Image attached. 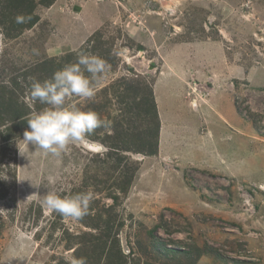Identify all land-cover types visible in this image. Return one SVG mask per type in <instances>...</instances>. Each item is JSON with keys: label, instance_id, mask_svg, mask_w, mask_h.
Listing matches in <instances>:
<instances>
[{"label": "rangeland", "instance_id": "obj_1", "mask_svg": "<svg viewBox=\"0 0 264 264\" xmlns=\"http://www.w3.org/2000/svg\"><path fill=\"white\" fill-rule=\"evenodd\" d=\"M80 51L110 67L69 103L111 127L35 151L11 114ZM0 102V264H264V0H0ZM88 191L97 230L42 206Z\"/></svg>", "mask_w": 264, "mask_h": 264}, {"label": "clouds", "instance_id": "obj_2", "mask_svg": "<svg viewBox=\"0 0 264 264\" xmlns=\"http://www.w3.org/2000/svg\"><path fill=\"white\" fill-rule=\"evenodd\" d=\"M15 22L24 23L25 17L18 15ZM109 67L98 55L80 51L75 63L65 65L50 78L43 81L30 78L26 86L27 99L46 107L27 117L28 130L23 134V141L33 145L35 151L60 156L70 144L84 142L97 128L110 129L112 122L102 119L96 111H85L69 103L72 98L92 100ZM92 199L90 191L71 197L49 192L43 196L42 206L64 219L80 221L89 214ZM78 264H84V261Z\"/></svg>", "mask_w": 264, "mask_h": 264}, {"label": "trees", "instance_id": "obj_3", "mask_svg": "<svg viewBox=\"0 0 264 264\" xmlns=\"http://www.w3.org/2000/svg\"><path fill=\"white\" fill-rule=\"evenodd\" d=\"M29 0H9V3H10V5L12 6H14L15 5V7H18V6H24L27 2H28ZM53 1H51L50 3H48V4H50L51 5V3H52ZM13 3V4H12ZM29 4V3H28ZM33 10H34V6H33V4L30 2V4L28 5V13H27V15H25L26 17H25V22H24V24H26L25 26H23V28L24 27H29V28H31V27H33L34 25H36L37 24V22L39 21V18L37 17V16H35L34 14H33ZM15 24V23H14ZM22 24L23 23H21V24H16V25H18V26H22ZM67 63H69V62H67ZM46 64V66L48 67L50 64H54V65H57L56 63H54V62H48V63H45ZM59 68H61L62 67V63H60V64H58L57 65ZM54 67V66H53ZM143 102V104H144V106H146V107H149V108H145L144 106H142V105H136V109H135V113L136 112H138V111H140L141 109H144V110H150L148 113L149 114H151L152 116H153V114L155 115V117L154 118H156L157 119V109H156V107H155V105L152 103V100H151V102H150V104L151 105H149V101H147V100H143L142 101ZM11 103H9V105H10ZM2 105V103L0 102V106ZM25 115H26V113H24V112H13L12 114H11V117H10V119H11V121L12 122H17L18 123V126L19 127H21V129H25V128H28V125H27V120L25 119ZM0 117H1V115H0ZM4 122V120H2V123ZM10 129V133H9V135H11V133L13 134L14 132H12V129L13 128H9ZM26 130V129H25ZM24 134V133H23ZM22 134V135H23ZM91 215H89V217H90ZM80 223H84V225L85 226H87V227H89L90 228V230L91 229H93V230H97L98 229V225H93L92 223H89L86 219H82V220H80L79 221ZM113 230V228H111V229H109V231L111 232ZM89 234V232L88 233H83V234H81L80 236H79V239L81 240V243H82V248H81V250L79 251V254L83 251V245H84V242H86V241H91L90 239H88V237H90V236H95V235H93V234H96V233H91L90 235H88ZM107 236V235H106ZM111 236V235H110ZM101 237V236H100ZM74 240H75V237H74ZM72 243V242H71ZM103 252H104V250H103ZM194 252H196L197 254H198V257L197 258H199V257H201V255L204 253V251H203V249H201V248H199V247H197L196 248V250L194 251ZM185 254H187L188 255V253H185ZM83 261H84V263H85V261H87V263H90V264H92L91 262V259H90V257L89 256H83Z\"/></svg>", "mask_w": 264, "mask_h": 264}, {"label": "crops", "instance_id": "obj_4", "mask_svg": "<svg viewBox=\"0 0 264 264\" xmlns=\"http://www.w3.org/2000/svg\"><path fill=\"white\" fill-rule=\"evenodd\" d=\"M74 10H76L77 12H79L80 9H79V7L75 6L74 7Z\"/></svg>", "mask_w": 264, "mask_h": 264}, {"label": "snow or ice", "instance_id": "obj_5", "mask_svg": "<svg viewBox=\"0 0 264 264\" xmlns=\"http://www.w3.org/2000/svg\"><path fill=\"white\" fill-rule=\"evenodd\" d=\"M96 150H98V149H96Z\"/></svg>", "mask_w": 264, "mask_h": 264}]
</instances>
